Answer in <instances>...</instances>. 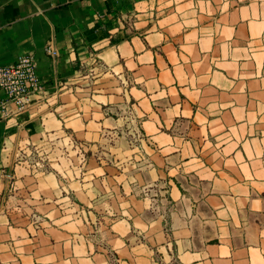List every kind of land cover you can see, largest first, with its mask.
I'll return each instance as SVG.
<instances>
[{
	"label": "crops",
	"instance_id": "0c3cea01",
	"mask_svg": "<svg viewBox=\"0 0 264 264\" xmlns=\"http://www.w3.org/2000/svg\"><path fill=\"white\" fill-rule=\"evenodd\" d=\"M25 53L45 94L0 116V264H264V0H0V65ZM119 130L132 179L65 162Z\"/></svg>",
	"mask_w": 264,
	"mask_h": 264
},
{
	"label": "rangeland",
	"instance_id": "374dc122",
	"mask_svg": "<svg viewBox=\"0 0 264 264\" xmlns=\"http://www.w3.org/2000/svg\"><path fill=\"white\" fill-rule=\"evenodd\" d=\"M130 114L131 111L129 108H121L120 105H115V107H113V109H108V110H103L100 112V118L98 121H106L105 118H107V121H130ZM102 117V118H101ZM121 127V126H120ZM122 128V127H121ZM105 129H103L104 132ZM110 132H113L112 128H109ZM118 133H114V134H110L109 138L106 137L104 140L102 141H96V142H90V141H82L81 145L80 143H75L76 147L78 148V151H81V156H78L76 159H71L70 157H67V148L70 146L69 143H66V146L62 147L60 146V149L62 151L65 152V159H66V163L67 165L69 164L71 166V163H75L76 164L78 162L81 163V166H83L84 168H88L90 166V164H93V166L95 165H100V167H104L105 165H110L113 166V168L115 169L114 171H112L113 173V182L114 185L118 186L121 181L123 180L122 178H124L125 176L128 177L127 180L132 179L133 177H135V175L132 173L133 171H135L136 168H131V167H137V164L139 163H144L145 159L141 161L136 160L134 158L130 159V163L128 166H126L125 168L127 169L126 172L122 171V158L119 155H115V157L111 156V150L115 149V150H119V152L122 150L123 146L125 145V143H122L121 140H119V138H121V131H115ZM112 139H116V141H113ZM73 143V142H72ZM72 143L71 147H72ZM39 149L37 151H32L30 152V155L28 154L27 157V161H31L32 166H35V170L38 173H45L47 171H49V162H53L52 160H47V155L44 154L45 153V149H43L40 145L38 146ZM55 147V146H54ZM52 147V148H54ZM46 150H51V147L47 148ZM118 152V153H119ZM107 153V154H105ZM52 154V153H51ZM94 154H96V158L94 159L92 156H94ZM80 157V158H79ZM68 158V159H67ZM52 159V158H51ZM26 161V159H25ZM139 162V163H137ZM125 164V163H124ZM130 169H129V168ZM84 172L80 175L83 179H87L89 180L92 177H96L95 174L90 175L89 173H87L88 170H83ZM87 173V174H84ZM102 172H99V177L98 180L101 179L102 182L104 180H106L105 174H101ZM125 173V175H124ZM103 175V176H101ZM105 178V179H104ZM6 189L7 192L9 194L8 196V201H11L12 204L16 202L15 200V196L17 193V184H16V179L15 176L13 177V180L10 184H6ZM14 198V200H12L11 198ZM116 199V197H115ZM102 209V208H101ZM103 211V210H102ZM102 216H99V219H101ZM113 220L115 218H117V215L115 214V216H112ZM103 221H105L104 219H101Z\"/></svg>",
	"mask_w": 264,
	"mask_h": 264
},
{
	"label": "built area",
	"instance_id": "2783aa9c",
	"mask_svg": "<svg viewBox=\"0 0 264 264\" xmlns=\"http://www.w3.org/2000/svg\"><path fill=\"white\" fill-rule=\"evenodd\" d=\"M47 54L55 59L58 52L52 44L46 48ZM45 94L34 54L19 55L9 65H0V116L4 119L18 116L28 111L34 100ZM14 175L11 171L0 168V185L10 184Z\"/></svg>",
	"mask_w": 264,
	"mask_h": 264
}]
</instances>
